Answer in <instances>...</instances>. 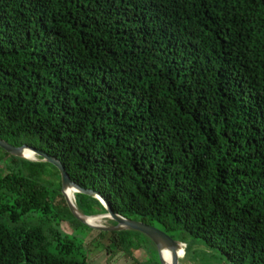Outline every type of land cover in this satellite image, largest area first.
Returning <instances> with one entry per match:
<instances>
[{"label": "trees", "instance_id": "obj_1", "mask_svg": "<svg viewBox=\"0 0 264 264\" xmlns=\"http://www.w3.org/2000/svg\"><path fill=\"white\" fill-rule=\"evenodd\" d=\"M0 138L116 213L264 264V0H0ZM5 154L0 264H90L58 169ZM108 232L111 254L143 235Z\"/></svg>", "mask_w": 264, "mask_h": 264}, {"label": "rangeland", "instance_id": "obj_2", "mask_svg": "<svg viewBox=\"0 0 264 264\" xmlns=\"http://www.w3.org/2000/svg\"><path fill=\"white\" fill-rule=\"evenodd\" d=\"M11 158L5 154V151L0 147V174L6 173L9 169H16L22 165H11ZM11 167V168H10ZM53 171V169H50ZM47 177V180L58 181L56 173ZM60 198L57 197V201ZM68 205V204H67ZM61 209L64 204L60 205ZM69 207V206H68ZM70 210V208H69ZM68 210L62 212L64 221L61 224L63 231L69 233L75 245L78 246L83 253L89 257L90 264H159L161 262L160 250L158 246L146 235H139L137 232L131 233L132 244L135 249L133 255L125 252L109 253V232L102 233L104 230L88 227L86 223L79 220L75 215ZM102 225L110 226L116 224L110 218H103ZM138 231V230H135ZM107 232V231H105ZM177 240V239H175ZM179 241V240H178ZM188 244L180 245L179 257L181 264H227V260L216 250L205 247L201 241L196 239L186 240ZM189 245V248H187Z\"/></svg>", "mask_w": 264, "mask_h": 264}, {"label": "water", "instance_id": "obj_3", "mask_svg": "<svg viewBox=\"0 0 264 264\" xmlns=\"http://www.w3.org/2000/svg\"><path fill=\"white\" fill-rule=\"evenodd\" d=\"M0 147L6 151L8 154L14 157L24 158L28 159L33 162H46L49 164H52L55 166L58 171L60 172L61 176V183H62V189L61 192L70 208L72 213L82 222L86 223L88 226L93 227L95 229L104 230V231H122V230H138L144 233L147 237H149L159 248L160 250V257H161V263L162 264H168L164 257V249L169 247L174 251V263L173 264H181V259L179 257V249L180 245H185V243H182L178 240H175L172 238L166 231L163 229L147 223L145 221L132 219L129 217H125L119 213H116L113 211L109 205V203L105 200L103 195L100 192H96L92 189H85L76 184L72 181L69 174L67 173L64 165L61 161L58 159L49 156L43 151L36 150L28 145L22 146V147H16L8 143L7 141L0 138ZM27 150L33 151L37 155L36 160H31L30 158H27L25 153ZM74 189L75 190V203L72 201V199L66 195L67 189ZM88 194L90 196L98 198L101 203L104 205L105 213H99L94 215H87L82 210L79 209L77 202H76V194ZM91 216H105L106 218H110L113 221L116 222V224L106 226L102 224H92L90 223L86 218ZM227 264H234L233 262L227 263Z\"/></svg>", "mask_w": 264, "mask_h": 264}, {"label": "bare ground", "instance_id": "obj_4", "mask_svg": "<svg viewBox=\"0 0 264 264\" xmlns=\"http://www.w3.org/2000/svg\"><path fill=\"white\" fill-rule=\"evenodd\" d=\"M27 158H30L31 160H36L37 159V155L30 150H27L25 153ZM74 189H67L66 191V195L69 197V199L71 198L72 201L75 203V197L73 194ZM106 218L105 216H91V217H87L86 219L92 223V224H100L102 222V219ZM164 257L165 260L168 264H173L174 263V251L167 247L164 249Z\"/></svg>", "mask_w": 264, "mask_h": 264}]
</instances>
